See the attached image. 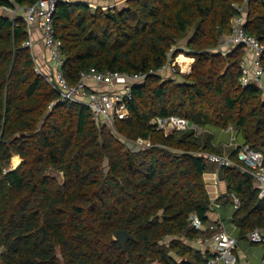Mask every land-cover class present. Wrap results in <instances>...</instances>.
I'll return each instance as SVG.
<instances>
[{"label": "trees", "instance_id": "trees-1", "mask_svg": "<svg viewBox=\"0 0 264 264\" xmlns=\"http://www.w3.org/2000/svg\"><path fill=\"white\" fill-rule=\"evenodd\" d=\"M238 6L246 31L264 41V0H127L107 10L58 3L55 33L71 84L90 68L148 73L132 88L130 117L117 121L124 138L98 124L84 103L60 101L36 71V52L24 45L25 17L0 13V264L206 263L209 252L185 239L201 234L192 215L208 221L206 153L222 154L212 131L232 125L238 148L247 143L264 154V93L240 82L244 47H221ZM181 53L194 58L190 72L165 78L161 69ZM173 114L193 126L150 123ZM139 137L152 145L130 147ZM15 154L22 162L5 171ZM228 155L237 160V149ZM220 174L240 201L233 214L239 238L264 229L255 179L236 166H222ZM119 229L133 235L125 251Z\"/></svg>", "mask_w": 264, "mask_h": 264}, {"label": "built area", "instance_id": "built-area-1", "mask_svg": "<svg viewBox=\"0 0 264 264\" xmlns=\"http://www.w3.org/2000/svg\"><path fill=\"white\" fill-rule=\"evenodd\" d=\"M60 1L75 2L78 0H37L31 5H21L16 8L0 6V8L9 13H16L21 11V8L23 9V16L26 19L29 34V38L24 45L31 48L34 54L35 41L33 34L36 29L41 33V39L48 52V60L45 66L37 61L36 71L43 75L54 90L59 93L60 101L84 103L90 108L92 117L98 124L109 126L116 135L123 137L116 129L117 121L130 117L129 102L133 98L132 88L134 85L143 82L148 73L130 74L125 71H100L96 68H90L81 73L78 83L71 84L62 70L64 57L61 53V41L56 38L54 26L55 12ZM247 1L245 0V2ZM84 2L92 8L114 9L116 6V3L112 0H89ZM238 8L239 14L232 19V32L222 39L221 47L230 48L237 45L244 47L245 55L241 63L240 82L243 86L255 85L264 93V66L262 64L264 41L246 31L244 27L246 21L244 7L238 6ZM169 68L170 64H167L161 70ZM90 80L93 81L95 86L90 85ZM56 104L57 101L51 102L49 108H53ZM150 123L158 129L171 128L176 131L187 130L193 126L189 119L176 114L153 117ZM226 130L231 132V139L235 142V127L231 125ZM150 145L152 144L149 138L139 137L133 141L136 150ZM235 148L237 149V160L228 154L209 152L206 155L208 160L219 168L222 166H236L244 173L247 171L252 172L256 184L260 188V196L264 197L263 152L247 143ZM8 169L10 168H5V171ZM232 195L236 207H238L239 198L235 192ZM191 221L195 228L203 229L204 222L197 215H192ZM209 228L212 230V243L211 247L207 249L210 256L205 264H238L236 253L238 239L227 231L223 223H213ZM247 237L252 242L264 243V229L256 228L250 231Z\"/></svg>", "mask_w": 264, "mask_h": 264}, {"label": "crops", "instance_id": "crops-1", "mask_svg": "<svg viewBox=\"0 0 264 264\" xmlns=\"http://www.w3.org/2000/svg\"><path fill=\"white\" fill-rule=\"evenodd\" d=\"M81 1H89V0H81ZM22 15H24V13H22ZM33 38L35 41V52L37 54V59L40 62V64L45 66L48 60L47 59L48 52L43 44V41L41 39V33L39 32L38 29L34 31ZM89 83L90 85H94L93 81L91 80L89 81ZM212 132L215 133V138L213 143L222 152V154H229L241 142L237 136L238 133L237 129L235 130V135H236L235 142H233L231 139L232 136L231 132L227 131L226 129L214 130ZM16 156L19 158V161L16 164L14 163L17 166L22 162V158L19 154H15L12 157V159H14V157ZM204 179L206 182L207 191L211 199L210 210L207 214L208 221L204 222V227L201 230V234L198 238L194 240L185 239V242L201 250L203 253L208 252L207 249L211 247V243H212L211 240L212 230L209 228V226L212 225L213 223H223L227 231L238 239V246L236 249V253L238 255V264H251L247 253L244 250L242 251L239 245L243 240H247L246 242H249L251 244L260 245L258 246L260 248H257V253L258 255L262 256L261 264H264V243L252 242L251 240H249L248 237L247 239L239 238V229L233 222V214L235 212V209L237 208L236 202L232 195L233 192L231 193L228 192L227 185L225 181L221 178L220 168L216 164L211 163L207 171L204 173ZM151 264H158V263L153 262Z\"/></svg>", "mask_w": 264, "mask_h": 264}, {"label": "rangeland", "instance_id": "rangeland-1", "mask_svg": "<svg viewBox=\"0 0 264 264\" xmlns=\"http://www.w3.org/2000/svg\"><path fill=\"white\" fill-rule=\"evenodd\" d=\"M112 2H115L116 3V6L114 8H122L126 4L127 0H112ZM107 9L108 8H106V10ZM23 12L24 11H23L22 8H21V11L20 12L17 11L16 13L4 12V10L2 8H0V13L10 14L11 16H16L17 14H22ZM181 46H183V45H181ZM181 56H187V54L181 53L173 61H171L170 68L169 69H166L164 71V73H163V76L165 78H175L176 80H179V79L181 80L182 79L181 73H189V72H184L183 71L182 63H181V60H180ZM187 57H190L191 59H193L192 60V63L194 62V58H192L191 56H187ZM174 62H176V63L173 64ZM131 145L132 144H130V147L135 148L133 145L132 146ZM16 157H14V160L13 159L11 160V164H10V166L8 168H14V167L16 168L18 166V165L17 166L15 165L19 161V158L18 157L16 158ZM53 173L55 175H58V177L60 179H62L61 172L53 171ZM246 241L247 240H243L239 244L240 247H241V249H242V251L244 250L247 253L248 258H249L251 264H261L262 256L258 255V253H257V248H260V247H258L260 245L259 244H251V243L246 242Z\"/></svg>", "mask_w": 264, "mask_h": 264}, {"label": "water", "instance_id": "water-1", "mask_svg": "<svg viewBox=\"0 0 264 264\" xmlns=\"http://www.w3.org/2000/svg\"><path fill=\"white\" fill-rule=\"evenodd\" d=\"M245 174L251 178H254V174L252 172H245ZM115 238L119 240L123 250L125 251L127 248V243L130 239H133V235L128 232V230L125 229H119L115 233Z\"/></svg>", "mask_w": 264, "mask_h": 264}, {"label": "bare ground", "instance_id": "bare-ground-1", "mask_svg": "<svg viewBox=\"0 0 264 264\" xmlns=\"http://www.w3.org/2000/svg\"><path fill=\"white\" fill-rule=\"evenodd\" d=\"M180 60H181V63H182L183 71L184 72H190L191 65H192V59L190 57H187V56H181Z\"/></svg>", "mask_w": 264, "mask_h": 264}]
</instances>
